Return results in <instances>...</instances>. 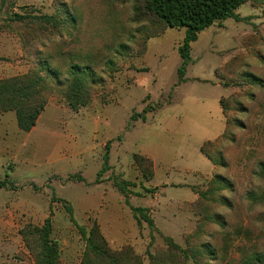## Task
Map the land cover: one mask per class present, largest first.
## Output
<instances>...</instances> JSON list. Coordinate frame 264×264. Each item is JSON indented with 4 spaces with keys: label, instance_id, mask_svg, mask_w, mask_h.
<instances>
[{
    "label": "rangeland",
    "instance_id": "obj_1",
    "mask_svg": "<svg viewBox=\"0 0 264 264\" xmlns=\"http://www.w3.org/2000/svg\"><path fill=\"white\" fill-rule=\"evenodd\" d=\"M236 14L241 20L199 34L181 81L178 49L187 30L165 26L144 0H0V79L46 63L59 79L43 75L59 86L80 65L95 86L78 112L59 96L51 102L69 110L62 127L79 152L61 169L28 155L14 112L0 117V264H38L34 231L49 217L59 264H87L79 227L88 236L94 225L119 257L93 264H197L184 252L206 247L201 264L264 259V0H249ZM94 121L101 126L90 131ZM209 141L207 150L224 164L215 169L200 150ZM108 142L110 167L98 183ZM135 154L153 162L150 181L133 164ZM217 176L232 189L201 200L195 191L215 189ZM115 180L131 184L126 196L149 210L154 231ZM130 251L140 262L125 256Z\"/></svg>",
    "mask_w": 264,
    "mask_h": 264
},
{
    "label": "trees",
    "instance_id": "obj_2",
    "mask_svg": "<svg viewBox=\"0 0 264 264\" xmlns=\"http://www.w3.org/2000/svg\"><path fill=\"white\" fill-rule=\"evenodd\" d=\"M249 0H144L146 10L152 15L156 16L168 28H186V37L183 44L178 51L183 60L179 68V77L182 81L184 79L187 66L190 64L191 44L197 41L201 32L207 28L221 23L229 18L241 20L236 14V10ZM20 19H25L23 16H18ZM53 19V18H52ZM75 21V18H73ZM47 72L55 80L59 79L56 71L48 68V64L43 63L39 69H31L26 74L0 79V115L14 112L16 115L17 126L22 132H30L45 111L46 107L52 102H60L57 98L61 97L68 106L75 112L81 108L87 107L94 98V75L91 70L80 65H73L70 69V76L66 83L56 86L52 85L49 78L43 73ZM223 112L226 111L224 100L220 101ZM146 121V118L143 117ZM225 134L222 136L223 138ZM219 139L216 140V142ZM211 141L204 143L201 146V153L216 167L221 163L222 157L220 153L215 156L207 150V145H211ZM111 143L106 144V154L104 156V167L98 174L97 182L100 177L109 169V152ZM133 164L139 173L143 176L145 181H150L153 177V162L142 154H135L133 156ZM221 165H224L221 163ZM258 175L264 180V162L258 164ZM218 185L215 189H209L207 192L195 191L202 200L214 201V194L216 190L232 189V185L228 180L217 176L214 181ZM99 183V182H98ZM115 185L125 196V202L132 210L133 214L141 217L150 227L152 231L156 229L155 222L149 215V210L142 207H133L128 197L126 196L130 183L124 180H115ZM5 187V183H0V189ZM212 187V185H211ZM262 198L253 197V200H260ZM71 215V221L76 224L73 218V211L68 208ZM53 230V223L51 217L47 218L41 228H36L34 233L37 242L40 244L37 262L38 264H59V249L58 244L51 240L50 235ZM82 236H85L87 241V250L85 252L84 262L93 264L94 260H112L118 261L116 258L118 253L113 252L100 232L97 225H94L89 235L82 227H79ZM171 241V240H169ZM210 250L206 247L204 252L196 249L192 254L185 253L187 259H193L197 264H201V257L204 253ZM213 255V252H211ZM210 254V253H209ZM130 255V256H129ZM126 254L128 258L135 262H140L139 257L130 253ZM264 264V259L260 254H254L244 260L243 264ZM141 264V263H140Z\"/></svg>",
    "mask_w": 264,
    "mask_h": 264
},
{
    "label": "crops",
    "instance_id": "obj_3",
    "mask_svg": "<svg viewBox=\"0 0 264 264\" xmlns=\"http://www.w3.org/2000/svg\"><path fill=\"white\" fill-rule=\"evenodd\" d=\"M52 112L50 116H46L47 112ZM69 113V110H65L60 106L49 104L45 111L40 116L37 125L28 133H26V138L24 140V146L29 145L26 152L29 156L36 158L37 156H45L47 162L50 164L58 163L60 164V169L72 161L77 159V147L71 143V134L67 133L62 125L63 113ZM57 114V118L51 117L52 114ZM60 114L62 117L60 118ZM5 114L0 115L4 117ZM17 122V121H16ZM88 125V124H87ZM101 126L99 121H94L89 123L90 131H96ZM59 127L61 130H59ZM52 129L54 131H52ZM93 132H91L92 134ZM78 136L87 134V132L75 133ZM214 166V165H213ZM215 169V167H214ZM62 172V171H57ZM196 194L192 197L195 199Z\"/></svg>",
    "mask_w": 264,
    "mask_h": 264
}]
</instances>
